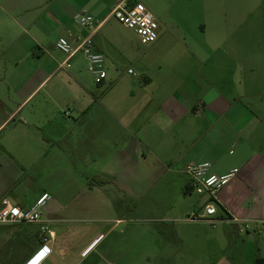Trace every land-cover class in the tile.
<instances>
[{
  "label": "crops",
  "instance_id": "obj_1",
  "mask_svg": "<svg viewBox=\"0 0 264 264\" xmlns=\"http://www.w3.org/2000/svg\"><path fill=\"white\" fill-rule=\"evenodd\" d=\"M120 1L0 0V148L9 155L0 162V201L31 208L49 192L29 195L15 179L51 167L78 187L67 204L49 193L40 223L0 225L1 264H108L100 216L119 206L103 185L87 184L92 164L107 167L97 175L132 178L151 161L163 168L156 176L174 163L208 161L218 174L237 168L214 218L264 227V0H193L203 13L172 29L156 19L152 45L164 47L162 61L143 65L112 15ZM82 10L100 24L95 31L75 19ZM88 35L105 56L101 84L83 53L56 47L61 37Z\"/></svg>",
  "mask_w": 264,
  "mask_h": 264
},
{
  "label": "rangeland",
  "instance_id": "obj_2",
  "mask_svg": "<svg viewBox=\"0 0 264 264\" xmlns=\"http://www.w3.org/2000/svg\"><path fill=\"white\" fill-rule=\"evenodd\" d=\"M139 1L151 6L150 10L161 25L169 24L171 29L177 21L193 19L203 13V8L199 10L196 3H190L193 0ZM118 30L141 56L140 65L155 60L157 64L161 63L164 47L157 55L161 49L157 51L154 45L143 44L132 30L123 26ZM8 159L7 152L0 148V162L4 164ZM152 162L141 164L135 178L97 175L100 170L107 169L100 164L86 167L91 176L87 184L98 182L103 185L119 206L115 213L109 204L108 211L100 216L106 231L110 232L107 240L112 251L110 257L116 256L106 258L108 264H255L256 258H264V227L261 223L248 222L246 228V224L237 227L219 219L215 223L189 220L195 211L203 212L201 198L206 197L186 192L185 185L189 181L184 172L186 165L174 163L170 165L172 172L164 171L162 176H156L155 173L163 168ZM40 168L36 167V170ZM53 169H48L43 177L35 172L27 178L16 177L15 186L29 195L35 190L49 192L67 204L78 187L67 177L55 179ZM4 255L5 248H2L0 264L4 262Z\"/></svg>",
  "mask_w": 264,
  "mask_h": 264
},
{
  "label": "built area",
  "instance_id": "obj_3",
  "mask_svg": "<svg viewBox=\"0 0 264 264\" xmlns=\"http://www.w3.org/2000/svg\"><path fill=\"white\" fill-rule=\"evenodd\" d=\"M112 15L122 25L135 32L143 44H153L159 39V24L143 2L121 0L114 7ZM75 19L80 26L94 31L100 25L85 10L79 11ZM56 47L69 57L78 52L83 53L88 61V70L94 76L95 82L101 84L106 79L105 56L95 50L91 35L78 36L73 41L61 37ZM67 66L70 67L71 64L67 62ZM3 128L4 126L0 125V132ZM212 167L213 164L208 161L191 162L185 167V173L189 176L187 190L192 189L208 198L203 212H194L189 216V220H208L215 223L217 219L214 216L218 212L217 194L239 172V169L234 168L225 174H218L212 171ZM51 198L49 193H43L31 208H23L9 198H3L0 201V225L42 222V209ZM246 228H248V222Z\"/></svg>",
  "mask_w": 264,
  "mask_h": 264
},
{
  "label": "trees",
  "instance_id": "obj_4",
  "mask_svg": "<svg viewBox=\"0 0 264 264\" xmlns=\"http://www.w3.org/2000/svg\"><path fill=\"white\" fill-rule=\"evenodd\" d=\"M255 264H264V258L260 257L255 260Z\"/></svg>",
  "mask_w": 264,
  "mask_h": 264
}]
</instances>
